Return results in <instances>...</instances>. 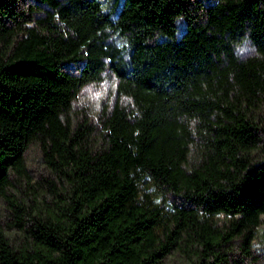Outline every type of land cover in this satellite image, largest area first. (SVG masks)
Instances as JSON below:
<instances>
[{
    "label": "trees",
    "instance_id": "obj_1",
    "mask_svg": "<svg viewBox=\"0 0 264 264\" xmlns=\"http://www.w3.org/2000/svg\"><path fill=\"white\" fill-rule=\"evenodd\" d=\"M18 1L0 0V264H212L235 235L249 247L264 0ZM105 75L127 103L98 130L72 103Z\"/></svg>",
    "mask_w": 264,
    "mask_h": 264
},
{
    "label": "rangeland",
    "instance_id": "obj_2",
    "mask_svg": "<svg viewBox=\"0 0 264 264\" xmlns=\"http://www.w3.org/2000/svg\"><path fill=\"white\" fill-rule=\"evenodd\" d=\"M21 8L27 9L31 0H19ZM112 0H103L105 7H108ZM250 50L248 44L241 48V52L245 53ZM115 100L127 103V99L119 96L116 92V80L112 76L105 75L96 81H89L81 86L72 103V115L75 119L86 120L96 129L101 130V115L109 110ZM264 119V109L261 114ZM262 126L264 121L261 120ZM262 154L263 148L257 150ZM28 169L32 175V180L36 181L48 174L43 158L42 150L37 142H32L25 154ZM23 186L26 181L22 180ZM22 186V188H23ZM7 204L2 196H0V224L4 225L6 215H8ZM221 251L224 253L216 259H212V264H264V214L260 223L254 227V233L250 239V246H246L245 236L242 234L235 235L227 242L220 245ZM173 257L169 256L164 264H176Z\"/></svg>",
    "mask_w": 264,
    "mask_h": 264
}]
</instances>
